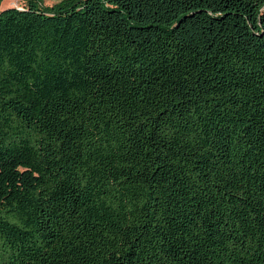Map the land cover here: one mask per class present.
<instances>
[{"label": "trees", "instance_id": "1", "mask_svg": "<svg viewBox=\"0 0 264 264\" xmlns=\"http://www.w3.org/2000/svg\"><path fill=\"white\" fill-rule=\"evenodd\" d=\"M20 1L0 264H264V0Z\"/></svg>", "mask_w": 264, "mask_h": 264}, {"label": "rangeland", "instance_id": "2", "mask_svg": "<svg viewBox=\"0 0 264 264\" xmlns=\"http://www.w3.org/2000/svg\"><path fill=\"white\" fill-rule=\"evenodd\" d=\"M58 0H42V4L44 5H50ZM21 5L20 0H1L0 1V8L6 7V6H19Z\"/></svg>", "mask_w": 264, "mask_h": 264}]
</instances>
